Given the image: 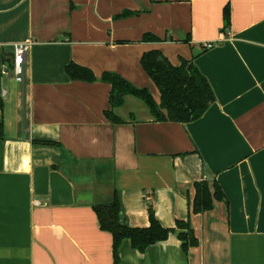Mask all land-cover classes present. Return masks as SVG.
Listing matches in <instances>:
<instances>
[{
  "label": "crops",
  "instance_id": "0c3cea01",
  "mask_svg": "<svg viewBox=\"0 0 264 264\" xmlns=\"http://www.w3.org/2000/svg\"><path fill=\"white\" fill-rule=\"evenodd\" d=\"M26 43L18 83L2 71ZM150 51L194 60L216 97L201 118L156 121L131 95L113 109L105 73L160 105ZM71 63L96 80H72ZM0 123V264H264V0H0ZM198 181L225 199L191 216ZM115 195L127 225L152 208L168 229L190 219L198 245L126 239L115 260L94 209Z\"/></svg>",
  "mask_w": 264,
  "mask_h": 264
},
{
  "label": "trees",
  "instance_id": "16d2710c",
  "mask_svg": "<svg viewBox=\"0 0 264 264\" xmlns=\"http://www.w3.org/2000/svg\"><path fill=\"white\" fill-rule=\"evenodd\" d=\"M226 28L230 27V7L224 11ZM144 41H158L152 35H145ZM145 72L156 84L161 94V103L158 105L148 89H138L121 76L105 73L102 81L112 85L110 97L114 108L123 105L126 96H134L145 103L156 121L187 124L201 118L215 102L214 91L207 78L194 64V60H182L178 67L173 66L159 51L145 53L141 59ZM66 72L72 80L95 81L93 72L87 68L71 63ZM107 116L113 123L123 121L112 113ZM3 124L0 123V138H3ZM45 145H54L51 142H42ZM195 195L189 200V214L197 215L213 210L216 201L225 199L220 186L216 183L214 191L206 181L194 184ZM95 212L99 219L100 228L113 236V253L118 259V250L124 240H130L133 249L143 253L146 249L158 242L165 241L171 233H177L183 243V251L188 253L191 247L198 245V239L192 229L190 219L177 221L173 229L161 225L152 208L149 209L148 227H131L123 221V205L117 195L107 204H96Z\"/></svg>",
  "mask_w": 264,
  "mask_h": 264
},
{
  "label": "built area",
  "instance_id": "2783aa9c",
  "mask_svg": "<svg viewBox=\"0 0 264 264\" xmlns=\"http://www.w3.org/2000/svg\"><path fill=\"white\" fill-rule=\"evenodd\" d=\"M211 46V44L206 45L207 48H210ZM28 50L29 44H16L14 46L12 59L8 64H4L3 66V74L8 75L9 72L12 71L14 73L16 82H23L25 76L24 60ZM33 203L35 206L41 205L39 201H34Z\"/></svg>",
  "mask_w": 264,
  "mask_h": 264
},
{
  "label": "water",
  "instance_id": "95a60500",
  "mask_svg": "<svg viewBox=\"0 0 264 264\" xmlns=\"http://www.w3.org/2000/svg\"><path fill=\"white\" fill-rule=\"evenodd\" d=\"M10 62V61H9Z\"/></svg>",
  "mask_w": 264,
  "mask_h": 264
}]
</instances>
